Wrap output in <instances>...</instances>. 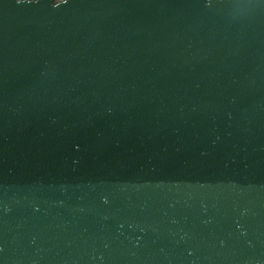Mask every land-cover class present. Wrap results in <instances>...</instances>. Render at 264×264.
Masks as SVG:
<instances>
[{
	"label": "water",
	"instance_id": "95a60500",
	"mask_svg": "<svg viewBox=\"0 0 264 264\" xmlns=\"http://www.w3.org/2000/svg\"><path fill=\"white\" fill-rule=\"evenodd\" d=\"M0 264H264V5L0 0Z\"/></svg>",
	"mask_w": 264,
	"mask_h": 264
},
{
	"label": "snow or ice",
	"instance_id": "6c2138e0",
	"mask_svg": "<svg viewBox=\"0 0 264 264\" xmlns=\"http://www.w3.org/2000/svg\"><path fill=\"white\" fill-rule=\"evenodd\" d=\"M203 2L207 7L210 8L217 2V0H203ZM258 2L260 5H264V0H258ZM249 6H250V4H249Z\"/></svg>",
	"mask_w": 264,
	"mask_h": 264
},
{
	"label": "rangeland",
	"instance_id": "374dc122",
	"mask_svg": "<svg viewBox=\"0 0 264 264\" xmlns=\"http://www.w3.org/2000/svg\"><path fill=\"white\" fill-rule=\"evenodd\" d=\"M58 1H61V0H58Z\"/></svg>",
	"mask_w": 264,
	"mask_h": 264
}]
</instances>
